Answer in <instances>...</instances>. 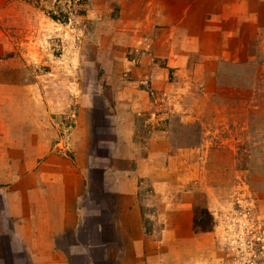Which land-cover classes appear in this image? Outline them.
Segmentation results:
<instances>
[{
    "label": "rangeland",
    "instance_id": "rangeland-1",
    "mask_svg": "<svg viewBox=\"0 0 264 264\" xmlns=\"http://www.w3.org/2000/svg\"><path fill=\"white\" fill-rule=\"evenodd\" d=\"M26 130L75 193L80 260L264 264V0H0V162L24 183L39 159L3 144Z\"/></svg>",
    "mask_w": 264,
    "mask_h": 264
},
{
    "label": "crops",
    "instance_id": "crops-1",
    "mask_svg": "<svg viewBox=\"0 0 264 264\" xmlns=\"http://www.w3.org/2000/svg\"><path fill=\"white\" fill-rule=\"evenodd\" d=\"M34 132L26 130L21 135L11 134L13 138L3 144L6 148L31 153L25 156V160H31V165L35 159H39L37 165L44 176H38L37 168L33 179L28 178L24 183L21 179L24 171L18 174L0 162V173L2 171V176H6L4 180L0 179V246L8 248L10 260L15 264H93L88 259L78 258L81 247L80 215L78 209L71 207L75 193L68 179L57 177L59 169L44 168L47 158L43 153L46 149L41 144V137ZM21 137H29L35 142L25 143ZM128 214L134 215L132 211H127L126 216ZM89 235L85 243L91 251L83 250V254L88 257L89 253L96 254L98 250L105 256L109 245L95 235ZM17 247L18 251L14 249Z\"/></svg>",
    "mask_w": 264,
    "mask_h": 264
}]
</instances>
